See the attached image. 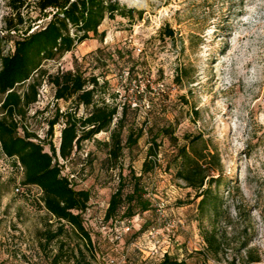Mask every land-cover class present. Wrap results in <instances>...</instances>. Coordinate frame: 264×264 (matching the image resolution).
<instances>
[{"label":"rangeland","instance_id":"rangeland-1","mask_svg":"<svg viewBox=\"0 0 264 264\" xmlns=\"http://www.w3.org/2000/svg\"><path fill=\"white\" fill-rule=\"evenodd\" d=\"M147 1L148 9L134 7L133 18L106 19L99 29L106 32L103 40H87L43 65L50 74L80 69L87 77L108 81L107 102L131 105L123 136L129 129L144 131L137 145L124 149L116 168L106 160L109 131L84 141L66 161L64 174L73 175L78 189L91 192L84 224L96 255L70 228L65 249L81 248L85 264H107L98 254L118 264H159L164 255L189 264H249L251 258L264 264V0ZM22 15L24 27L33 29L51 17L40 15L36 0H28ZM14 16L9 0H0V37ZM0 48L8 53L14 45L2 39ZM128 72L138 74V81L128 84ZM54 94L44 80L24 123L58 147L64 122L55 125L51 137L48 121L57 109L75 107ZM87 113L78 110L80 117ZM157 135V166L142 177L150 208L143 213L135 208L131 230L124 232L105 219L111 196L120 174L127 185L134 173L142 174ZM198 135L218 163L212 173L218 200L204 210L202 198L176 174L178 148ZM21 177L11 160L0 159V264H51L61 240L47 244L40 236L58 225L43 207L40 188L16 193ZM162 199L166 205L160 208ZM205 230L216 235L218 253L208 251ZM69 264H75L73 259Z\"/></svg>","mask_w":264,"mask_h":264},{"label":"trees","instance_id":"trees-1","mask_svg":"<svg viewBox=\"0 0 264 264\" xmlns=\"http://www.w3.org/2000/svg\"><path fill=\"white\" fill-rule=\"evenodd\" d=\"M27 2L9 0L15 16L7 21V34L0 37V41L4 39L14 45L13 51L8 53L0 48V159H11L15 167L21 164L23 173L19 185L24 193L32 187L42 191L43 207L58 226L55 230L49 228L43 231L40 239L47 244L61 240L60 250L52 257L51 264H63L64 261L69 264L71 259L75 264H85L84 251L81 248L76 251L65 249L67 244L63 238L70 228V232L85 242L93 256L96 255L91 234L84 224L91 192L78 189L75 179L70 178V174H64L66 161L82 148L84 141L93 140L99 133L109 131L106 160L111 168H116L124 149L137 145L144 131L129 129L127 136H123L131 105L124 103L119 107L107 102L104 95L108 81L101 83L97 76L87 77L80 69L50 74L43 65L74 51L87 40H103L106 32L99 29L106 19L114 20L118 16L133 18L137 9L121 0H36L40 15L43 18L51 17L44 25L33 29L31 24L24 27L22 8ZM143 14V11H138L139 18ZM168 34L172 36L173 33L169 31ZM44 80L53 86L56 100L71 101L75 107L63 112L57 109L53 119L48 121L47 135L51 137L55 125L61 120L64 122L58 147L52 140L47 142L30 132L24 123L31 107L39 100L40 86ZM134 81H138V74L128 72L127 83L131 85ZM80 107L87 109L86 116H78ZM115 119L117 122L112 127ZM157 137H152L149 158L143 164L142 174L136 176L134 173L130 185L120 174V184L111 196L106 221L117 222L119 227L123 223L132 225L137 215L135 208L142 213L149 210L150 200L142 177L157 166ZM187 141V146L178 148L176 174L188 188L197 192L198 198H202L199 206L204 210L208 204L218 200V195L212 189L213 182L217 181L212 174L218 168L215 161L217 154L209 150L201 135L189 136ZM202 143L203 147L200 146ZM46 145L50 147V152L45 150ZM128 186L131 189L126 191ZM203 236L208 251L218 253L220 245L216 235L205 230ZM98 255L108 264L109 257ZM259 261V258H251L249 264ZM159 264L189 263L165 255ZM202 264L211 263L205 261Z\"/></svg>","mask_w":264,"mask_h":264},{"label":"built area","instance_id":"built-area-1","mask_svg":"<svg viewBox=\"0 0 264 264\" xmlns=\"http://www.w3.org/2000/svg\"><path fill=\"white\" fill-rule=\"evenodd\" d=\"M4 158L7 159L8 161L11 160V159H9V158H7V157H4ZM11 161H12V160H11ZM16 169H17V170H21V172L23 173V167L21 166L20 163L17 164ZM72 176H73V175H70L69 177L72 178ZM15 191H16L17 194H23V193H24V190H23V188H22L20 185H18V186L16 187V190H15ZM165 205H166V203H165V201L162 199L161 202H160V204H159L160 208H163ZM121 228H123L124 232H128V231L131 230V225H130V224L123 223V225H122ZM165 252H166L165 254H168L167 251H165ZM164 256H165V255H164ZM108 264H118V263H117V261H116L115 259L110 258V259H108Z\"/></svg>","mask_w":264,"mask_h":264},{"label":"bare ground","instance_id":"bare-ground-1","mask_svg":"<svg viewBox=\"0 0 264 264\" xmlns=\"http://www.w3.org/2000/svg\"><path fill=\"white\" fill-rule=\"evenodd\" d=\"M121 1L128 4L129 6L136 8L148 9L149 7L147 0H121Z\"/></svg>","mask_w":264,"mask_h":264}]
</instances>
